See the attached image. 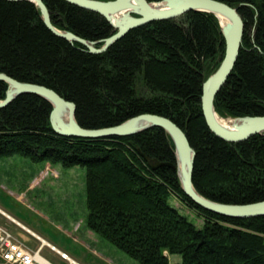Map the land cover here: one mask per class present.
<instances>
[{
    "label": "trees",
    "instance_id": "trees-1",
    "mask_svg": "<svg viewBox=\"0 0 264 264\" xmlns=\"http://www.w3.org/2000/svg\"><path fill=\"white\" fill-rule=\"evenodd\" d=\"M43 1L60 30L99 46L114 33L97 12L66 0ZM220 1L238 8L245 32L215 108L224 118L264 115V0ZM225 52L220 22L209 12L152 21L91 53L48 28L34 2L0 0V72L75 102L85 128L114 126L143 113L171 118L196 151L193 183L202 195L223 203L258 202L264 200V134L225 141L202 111L203 83ZM7 90L8 83L0 82V99ZM52 109L31 93L0 108V158L20 154L85 167L89 229L141 264H264V216L233 218L207 210L183 190L177 169L153 168L146 159L177 163L174 141L163 128L104 138L62 136L52 128ZM171 196L194 211L203 227L181 214Z\"/></svg>",
    "mask_w": 264,
    "mask_h": 264
},
{
    "label": "water",
    "instance_id": "water-1",
    "mask_svg": "<svg viewBox=\"0 0 264 264\" xmlns=\"http://www.w3.org/2000/svg\"><path fill=\"white\" fill-rule=\"evenodd\" d=\"M27 1L34 2L40 8L45 24L55 34L71 42L82 43L91 53L106 51L130 30L155 20L177 18L194 10L214 14L222 28L226 52L219 68L203 83L201 101L206 123L216 136L234 143L245 141L256 134H264V115L225 117L231 120L230 125L225 126L218 120L219 114L215 108V98L227 82L236 64L245 32V24L237 7L220 0H161L154 2L149 0H66L83 9L101 14L114 27V33L105 38L102 45L99 46L97 41H89L71 31L60 30L54 26L50 11L43 0ZM221 16L228 17L230 21L224 25ZM0 82L8 83L6 97L0 99V108L8 106L22 94L31 93L42 96L53 105L50 117L52 128L62 136L104 138L134 135L151 127L163 128L174 141L177 163L150 160L145 156L153 168L165 165L177 169L183 190L199 206L207 210L233 218L264 216V200L247 204L223 203L207 198L195 188L193 171L196 151L185 131L171 118L143 113L114 126L85 128L76 119V103L65 99L54 89L37 83L22 82L3 72H0Z\"/></svg>",
    "mask_w": 264,
    "mask_h": 264
},
{
    "label": "rangeland",
    "instance_id": "rangeland-1",
    "mask_svg": "<svg viewBox=\"0 0 264 264\" xmlns=\"http://www.w3.org/2000/svg\"><path fill=\"white\" fill-rule=\"evenodd\" d=\"M31 184L33 187L30 191L25 190L26 201L22 202L20 189H27ZM170 203L198 228L203 227V220L178 198L171 196ZM0 206L82 264H141L87 226L85 167H65L47 160L36 162L20 154L2 157ZM1 222L29 246L38 247L39 241L20 226L8 219ZM42 255L55 264H68L48 247ZM172 258L176 257L171 255Z\"/></svg>",
    "mask_w": 264,
    "mask_h": 264
},
{
    "label": "built area",
    "instance_id": "built-area-1",
    "mask_svg": "<svg viewBox=\"0 0 264 264\" xmlns=\"http://www.w3.org/2000/svg\"><path fill=\"white\" fill-rule=\"evenodd\" d=\"M17 224L20 226V223ZM34 237L39 241L36 249L29 246L6 224L0 221V262L3 264H55L42 255V251L48 247L52 251L57 252L68 264H81L67 253L61 252L47 240L37 235Z\"/></svg>",
    "mask_w": 264,
    "mask_h": 264
},
{
    "label": "crops",
    "instance_id": "crops-1",
    "mask_svg": "<svg viewBox=\"0 0 264 264\" xmlns=\"http://www.w3.org/2000/svg\"><path fill=\"white\" fill-rule=\"evenodd\" d=\"M38 183V182H37ZM32 187H33V185L31 184V185H29L28 187H27V189H23V190H21L20 189V200L22 201V202H25L26 201V191L25 190H28V191H30L31 189H32ZM9 218H8V217ZM2 219H8V220H10V222H12V223H14L15 225H18L17 223H20V227H19V225H18V227L21 229V230H23V231H25L26 233H28V234H30V236H35V235H37V236H39V237H41L42 239H45V240H47L46 238H44L41 234H39L38 232H36L35 230H33L32 228H30L29 226H27L23 221H21V220H19V219H17L16 217H14L12 214H10L9 212H7L4 208H2L1 206H0V221H2ZM11 219H12V221H11ZM48 242H50L49 240H47ZM51 244H53L52 242H50ZM53 245H55V244H53ZM56 246V248L57 249H59L61 252H65V251H63L62 249H60L57 245H55ZM65 253H67V252H65ZM68 254V253H67ZM59 255V254H58ZM69 255V254H68ZM60 256V255H59ZM70 256V255H69ZM174 257H176L175 259H173V260H171V255H170V260L172 261V262H180L181 261V257L180 256H176V255H173ZM61 257V256H60ZM71 257V256H70ZM71 258H73V257H71ZM74 259V258H73ZM74 260H76V259H74ZM77 261V260H76ZM77 262H79V261H77ZM80 263V262H79ZM82 264V263H81Z\"/></svg>",
    "mask_w": 264,
    "mask_h": 264
},
{
    "label": "bare ground",
    "instance_id": "bare-ground-1",
    "mask_svg": "<svg viewBox=\"0 0 264 264\" xmlns=\"http://www.w3.org/2000/svg\"><path fill=\"white\" fill-rule=\"evenodd\" d=\"M221 21L222 23L225 25L226 23H228L230 21V19L226 16H221ZM218 120L220 121V123H222L225 126H229L231 123V120L221 117L220 115L217 116Z\"/></svg>",
    "mask_w": 264,
    "mask_h": 264
}]
</instances>
